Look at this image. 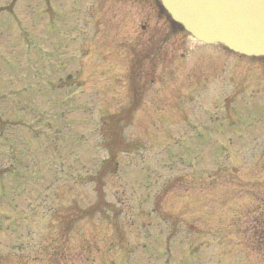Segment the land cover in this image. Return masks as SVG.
<instances>
[{"label":"rangeland","instance_id":"1","mask_svg":"<svg viewBox=\"0 0 264 264\" xmlns=\"http://www.w3.org/2000/svg\"><path fill=\"white\" fill-rule=\"evenodd\" d=\"M78 1L0 0V264H264V59L188 53L153 0Z\"/></svg>","mask_w":264,"mask_h":264},{"label":"water","instance_id":"2","mask_svg":"<svg viewBox=\"0 0 264 264\" xmlns=\"http://www.w3.org/2000/svg\"><path fill=\"white\" fill-rule=\"evenodd\" d=\"M168 16L200 43L264 56V0H160Z\"/></svg>","mask_w":264,"mask_h":264},{"label":"trees","instance_id":"3","mask_svg":"<svg viewBox=\"0 0 264 264\" xmlns=\"http://www.w3.org/2000/svg\"><path fill=\"white\" fill-rule=\"evenodd\" d=\"M256 235H257L256 238L260 240V241H258L259 242V246H261V244H264V242L261 241V239L264 240V229L261 228V230L259 232H257Z\"/></svg>","mask_w":264,"mask_h":264}]
</instances>
